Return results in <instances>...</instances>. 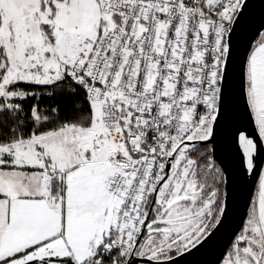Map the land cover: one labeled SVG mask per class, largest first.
Here are the masks:
<instances>
[{"label": "snow or ice", "instance_id": "obj_1", "mask_svg": "<svg viewBox=\"0 0 264 264\" xmlns=\"http://www.w3.org/2000/svg\"><path fill=\"white\" fill-rule=\"evenodd\" d=\"M197 254L264 264V0H0V264Z\"/></svg>", "mask_w": 264, "mask_h": 264}, {"label": "water", "instance_id": "obj_2", "mask_svg": "<svg viewBox=\"0 0 264 264\" xmlns=\"http://www.w3.org/2000/svg\"><path fill=\"white\" fill-rule=\"evenodd\" d=\"M220 155L222 159H227L224 153H221ZM186 259L188 261V264H206V261L210 259V254L208 256H202L197 254L191 257H187Z\"/></svg>", "mask_w": 264, "mask_h": 264}]
</instances>
